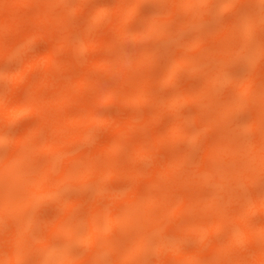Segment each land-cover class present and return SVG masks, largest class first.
<instances>
[{
	"label": "bare ground",
	"instance_id": "6f19581e",
	"mask_svg": "<svg viewBox=\"0 0 264 264\" xmlns=\"http://www.w3.org/2000/svg\"><path fill=\"white\" fill-rule=\"evenodd\" d=\"M30 1L33 0H0V55L1 56H8L13 53H18L17 46L25 45L27 40H29L30 38L33 39L38 36H43L46 35V33L47 35L44 37H48V35L50 34V29L54 28V26H52L53 25L52 23L55 21L60 23L61 21L64 20V16L63 15L58 16L55 9L51 11H54L56 14L50 11L51 9L50 7H52L56 3V2L53 3L56 0L54 1L52 0L53 2L51 4L50 2H48L45 6L42 7V9H40V11H35L34 12L35 15L31 13V16L29 18V22H30L29 27H26L24 30H20L18 33L14 32L13 29L16 26V24L18 22L20 23L23 22V24H27L28 18L25 19L21 18L16 14V12L11 7L24 3L26 4ZM143 1L144 0H129V1L120 0L119 4H117L118 6L115 4L116 5L115 6L116 8L114 7L115 12L121 14L122 16L123 15L126 16L128 14L130 15L132 12L136 11V8H138V6H140V4L143 3ZM164 1L169 3V5L166 4L167 6H165L167 7L166 9L169 10L167 16L163 15L160 17V13L162 12L159 13V16L157 15L152 16L150 14L149 17L150 19L148 18L149 21L147 20L148 22L146 21L143 22L144 25L147 23L146 26H142L139 28L140 30L143 29L142 31L138 30L139 34H141L139 38H141L143 41L147 40L149 42H155L156 44L158 40L160 41L162 40L161 38H163V40H166L167 37H169L168 35L172 34L171 32H176L177 30H181V29L182 31H184L183 28H186L187 26L189 28V26L191 25L199 27V25L202 23L203 20H205V18H209L208 20L210 21V18L214 16V15L213 16L210 15V9L209 8L207 9V6L213 3L215 0H164ZM217 1L218 0H216L215 1L216 4L213 5H219ZM236 1H240V0H228V1L224 0V2L227 3L221 1L223 2V4H225L222 7V9L231 7V10L229 9V11L234 10L232 11L233 13L234 12L242 13L243 10L245 11L242 13V15H238L239 18H234V19L231 18L232 22L231 23L227 22V24L229 23L228 26L227 24H224L225 26H227V28L225 29L223 28L224 29L223 32L217 30V27H214L216 29L214 28L212 29V30H217L219 34V38L217 39L218 41L214 42V44L217 43L219 44L215 46H211L214 47L215 49L210 48L211 50L207 53L204 51L206 48L205 44L208 47L207 40L208 39L210 40L213 37H215L214 35L208 34L207 35L208 39L204 38L206 40L205 41L203 40L204 42H206L205 44L202 43L201 40H196V41H192L193 43H191L188 49H187L188 46H185L184 50H180L181 52L177 51L179 52V55H176L175 59L171 61L172 63H170L171 65H169V67H165L166 65H164V63L162 64L160 59H158L161 62L160 66H164V68L161 69L163 71L157 74L155 73L154 76H152L151 74H153L154 72L152 73V71L150 70L149 75L151 76H148V74L142 72L143 68L146 64L152 63V65H154V63H156V61H154V58H156L157 55L156 54L157 50L154 52L155 50L154 48H152L153 52L149 51L150 50L149 48L152 47V45H149V48L140 49L141 51L138 50L137 52L133 53L131 55L132 58L124 57L118 62V66L120 68H118V72H115L118 74L119 77L118 82L117 85H114L113 88L109 89V91H107L106 88L104 89L101 88L98 85V80L96 78L95 82H93L94 90L91 94V97L89 98L90 100L89 107L82 112L79 111V113L75 115L67 116L70 122L77 124L76 129L70 133L69 139L74 140L75 142H80L81 145L85 143L87 144L86 145L87 149H89L88 146H91L90 147L91 149L89 150L83 149L78 151L76 150L75 154L72 156V159L69 161L68 164H65L64 162H60L59 165L56 166L53 163V161L51 162L47 161L46 163H42L40 165V168L38 169V166L35 165L32 156L35 152L34 137L36 134V129L33 128L24 131L23 134L20 133V135L13 137L14 139L12 140L17 144L19 150L17 151L14 150L9 156L0 159V187L1 185L3 186V190H1L2 188L0 189L1 190L0 219L1 220L6 219L7 217L10 216L16 218L19 217V222L18 223L14 222L17 225L13 226L10 230H8L9 233L7 231L4 232L7 234L3 235L4 238H6L4 239L5 244L3 243L4 246L2 245L0 247V264H16L19 258L23 256V252L25 251L26 246H28V243L32 238L31 237L32 231L30 226L32 223L30 222L28 224V222H22L21 219L22 217H24V213L27 208L32 209L39 199L48 195V190L50 186L53 188L56 187L58 189H61L67 187L69 183L76 181L81 183V182H85L88 179L89 180L91 179L96 181L97 187L101 188L102 184L105 183V180L110 178H115V180L119 181L118 183L121 184L124 183V181L125 183H127V181L128 183L131 181L133 184L131 189H128L127 187L125 188L127 191L123 190L117 196L109 197L108 195L105 197L102 203L99 202V204L92 205V213L88 217L87 222H83L80 226H76L75 229L73 228V226H70L69 223L66 221V216L68 212L73 208V204L70 201L63 203L62 210L59 213L58 217L54 218L49 223V227L47 230L48 236L46 237L47 239L46 241L41 240L39 243L41 247H46L45 250H47L50 244L49 241L50 237H52L54 234H61L63 239L62 241L65 244L70 243L74 237H77L81 243H85L86 248L89 250V251L87 250L84 254L79 256H73V255L69 256L63 253V255L61 256L63 258L61 259L60 264H150L152 261H149L150 263H148L147 260H150V258L152 257L149 256L150 258H148L147 260L145 258L146 256H148L145 253H149L147 251L149 250L148 249L149 247L150 248L153 247L152 249L154 251V254L158 257V259L155 260L157 261V263L152 262L153 264H200L201 262L200 258H202V260L205 259L203 260L204 262L208 261L207 263L201 262V264H264V223H262L257 227L253 226L252 228H250L249 225H251L250 222L253 220V218L250 217V220L248 218V216H250L252 213L254 215L255 212H264V185H262L263 189L260 188L262 191H258V193H256V191L259 189L257 188L259 187L258 184H260V182L263 181L261 179L264 178V136H263L264 134L262 135L263 137L260 138L259 133H263V131L258 132V130L264 129V83H262L261 81H260L261 83H259V79L264 78V72L262 73V75L260 74L253 75L250 73L251 75L247 77L248 81L247 79L243 78L244 76H242L243 80H245L243 84H239V86L238 85L234 86L235 85L234 84L233 85L234 88H233L230 86L231 83L230 84L225 83L226 87L223 88V89H228L229 87H231L232 89H240V90H234L236 91L234 92V94L236 95L238 94L239 91L242 92L243 89L246 90V88L248 90H256V92H251V93L248 90H246L247 92L246 91L242 92L244 93L243 95L240 92L241 93L240 96L242 97L238 96L239 94L236 96V99H241L246 97L247 101L246 100L243 101V99L241 101H243V103L246 102V104L251 103L248 105L251 106L250 110H254V113H252V111L248 109L249 107L247 105H246L247 108L240 107L241 105H243L241 101L238 102L240 103V106L237 103L232 104V102H234L232 101V99L235 98L234 97L235 95L232 94L231 96L230 93V96L227 97L223 95L224 94L223 92L225 90L221 92L222 97L220 95L215 97L212 96L211 99L210 97L211 95L209 96L210 92L213 93L212 90L214 89V87L217 86L221 80H223V79L220 80V75H222L221 72L223 71V68L220 67V60H221L220 56L222 55L224 57L223 61L221 60L222 62H226V60L228 61L229 59L232 60L234 58L235 60H241V58H244L243 56H245V50H247L248 46L251 45L250 44L251 38H254L253 37L255 35L254 32L257 29H259L258 27L259 25L264 24V16H263L264 14L260 15L262 14V11L259 10L260 11L259 14L258 11L253 12L254 11L253 9H252L253 11L250 10L251 8H253L251 6V2H252L251 0H246V1L244 0L245 2L241 1L244 2V4H241L242 7L245 6L243 7L242 10H240L241 8L233 6V5H237L236 3H241ZM247 1H250L249 4L250 7L249 5H246V3L248 4ZM263 1L264 0H254L256 5L258 4L260 5L261 2L264 3ZM2 2H4V4ZM64 4H65L64 10L68 9L69 11L70 8L67 5V1ZM246 6L249 8L245 9ZM47 7L48 9H46ZM168 7H170V9ZM218 7H220V5ZM237 9L240 11H235ZM68 11H65V22L67 23H68L67 18L69 17ZM101 11L102 10L92 11L88 23V27L90 29H92L94 25H97V23L100 22L105 12L102 11L103 12L102 14ZM152 11H154V9ZM218 11L220 12V10ZM36 12H38V14ZM180 12H187L186 15H188V17L183 20H178L179 17L183 16ZM212 13L218 14L217 12H212ZM178 14H180V16H178ZM168 23L173 25V27L171 28L167 26ZM143 27L145 28V30ZM219 28L220 30H222L221 29L222 27ZM46 29L47 32L45 31ZM260 29L263 28L260 27ZM1 30H12L14 33V42L11 44L4 45ZM185 30H187V28ZM212 30L209 31L210 33L214 34ZM180 33L182 32L180 31L177 34L179 35ZM194 33L197 34L196 32ZM200 35H202V33L199 34L198 37ZM193 36L195 35L192 34V37ZM136 37L138 39V36ZM172 37L174 36L172 35ZM57 38H58L57 41L53 42V46L50 47L48 50H46L43 54H40L38 58L36 57L31 60L25 58L23 59V61L20 60L19 62L20 64L19 63L18 64L21 67L18 66L19 69L16 66L15 67L16 71L14 70L13 73H11L12 70H9L10 72H7L6 74V76L8 77L2 75L5 78H9V80L16 81L12 83V92L15 91L18 84H20V82L22 81H27L29 83L30 92L26 93V95H24L25 97H21V98L19 97V99H15L16 97H12V96L9 99H4V96H0V99H3L0 100V105H1L0 119L2 118L16 119L17 117L19 118L20 115L22 116L23 113H25L24 115H27L28 113L30 115L31 113L32 114L38 113L41 114L43 118L42 123H40L37 129V131H39V134L43 133V131H45V129L47 128L50 131L51 128L57 133L60 132L64 137L65 136V133L63 132L65 127L63 121L64 115L57 113V116H54L53 109L50 110V107H52V105H55L56 103H59V101L63 103L69 101L68 99L70 98L73 99L72 95L70 94L72 89L75 86L76 88L82 87L83 82L85 80L79 78L78 81L76 79V81H71L70 84H68V81L63 80L60 83V87L57 93L50 94L49 92L46 94L45 89L51 83L50 77L42 76L40 78L34 79L30 76V73L32 71L37 70L39 68L51 67L53 65H57V66L61 65V60L59 58H56V47L57 49H62L64 44L65 46H68L69 40L67 41L66 38L65 40L63 37H59V36ZM118 38L121 39V35H118ZM196 38L197 37H195V39ZM220 38L225 39L227 41V45H224L223 42H221L222 45H220V41H221ZM113 39L111 42L108 43L109 45H111ZM170 40H173V38L170 37ZM261 41L262 39L260 40V42ZM93 42L95 47H98L102 44V42H100L98 38L94 39ZM177 43H179V41ZM170 46L173 47L172 45ZM182 46L184 45L182 44ZM224 46L226 48H224ZM262 47H260V49H262ZM175 48L174 50H178ZM167 49L170 50V48ZM249 52H253V51H249ZM203 53H206L205 55L208 56V57L206 56V60L207 58H211L212 54L215 55L214 58L217 57V60L219 59L218 60L219 62H217L216 65L217 67H215L214 64L211 65V63H209V65L211 66L206 65L207 63L205 60V55ZM208 53L211 55H209ZM16 55L18 56L19 53ZM19 57L22 58L21 55ZM254 60H256L255 57ZM244 61H247V59ZM228 63H231V61L229 60ZM232 63L234 64L236 62L232 61ZM107 66L110 67L109 69L110 71L114 69L113 68L114 64L110 63L106 65L104 60H97V61L94 60L93 62V67L95 69H102V67H107ZM202 66L203 69H205L204 67L210 69H208L207 71L205 70L206 76L202 77L204 78L202 82L198 81L196 83H193V84L199 83L200 85L199 84L193 85L192 83L189 84L192 87L191 86L189 87V85H184L181 87L180 91L178 90L176 91V93H171V95L169 96V98L172 99L171 102L174 101V107L172 109L173 111H171V108H169L168 112H171L172 114L173 112L176 111L177 114L175 115L176 113L175 112L173 114L174 117L172 118H170L171 114H169L170 120L166 122V125H164L165 129L163 128L164 130L163 131L161 130L160 133L159 131L158 132H156L155 130L151 131L150 129L154 124L158 123L160 120L162 114L160 110L162 109H157L158 107H154V109H152L153 111L152 114L148 113L142 116V114L139 113H133V114L131 113L128 116L127 120L125 121L122 120V118L120 117L101 118L99 117L98 113L95 110L94 104L102 103L104 100H107L117 95L118 93L119 96H121L122 100L125 103H128L130 106L131 105L139 106L147 102L152 103V101H149V99H153L152 97H155L157 100H162L163 102L165 101L164 100L165 98H168V95H166V93H161L159 91V88H161L163 84L164 85L166 84V86L170 87V85H168L167 83L170 82L174 78V76L178 74V72L180 73L181 70L183 69L192 70L195 68H202ZM146 67L147 69H149L148 66ZM243 68L240 70H243ZM246 69L247 68H245V70ZM251 71L254 72V70H250V72ZM5 73L6 72H4L3 74ZM202 74L205 75L204 73ZM233 74L235 75V73ZM233 74H229V76L230 75L232 76ZM221 78H225V77L221 76ZM198 85L199 87H196ZM253 86L255 89H253ZM165 87L163 86L162 88ZM168 89L169 88H166L163 91H168ZM228 91L232 92L231 89H228ZM228 91L226 90L225 94ZM223 96H225V98H228L227 100H225L224 98V101L230 100L231 104L226 105L223 99H221L222 103H224L225 106V107L222 106L223 108L221 109L220 107L221 105H216L214 103L213 98L214 99L216 97L223 98ZM231 97L233 98L231 99ZM220 98H216L215 101L219 102V100L217 99ZM76 99L80 100L78 96H76ZM192 99L195 102V104L199 100L200 103L199 102L197 103H199V105L200 104L202 105V110L197 109V107L199 108V106L196 107L195 114L194 116H192L194 117L193 120L195 122L191 121L192 125L193 124L194 125L192 126V128H190L189 126L191 125L189 124V120L187 121L186 119L188 118L182 115L181 108L183 107L184 103ZM251 101L252 102L254 101V103H252ZM235 102H237V100H235ZM255 102L257 105L255 104ZM252 105H254L255 109L253 108ZM46 106L47 108H44ZM162 107L163 105H161V107L159 108ZM206 108L208 111L206 110ZM167 109L168 108H166V110ZM236 109L237 110L247 109L250 111L251 115H248L247 119L252 121L251 122L248 121L247 124L249 125L246 126L248 127V130L252 129L251 131H253V134L250 136L255 137L256 136L255 134H257L258 135L257 137H259L258 139L256 138L251 139L250 136H248V139L254 141L253 144L251 143L252 145L245 142H243L245 145H242L243 143H239L238 145V142L240 141H238V138L235 139V137H239L240 140L242 139H244L245 141L247 140V138L241 139V136L245 134H240V133L239 135L236 134V136L233 137V139H235L234 141L236 142L224 143V141L227 142L228 140L230 141L231 140L230 138H232L234 133H236V132H232V130H235L234 129L235 127L232 129V123L234 122L235 124L236 121L235 117L232 118L234 119L232 122L231 119L230 120L225 119V118H229L228 116L232 117L234 114L231 116V114L228 115L229 114L228 112L232 113L233 110ZM196 111L199 113L196 114ZM204 113L210 116L209 120L203 118L205 116ZM196 115L197 118L195 117ZM249 116L251 117V119ZM200 120L202 121L200 122ZM225 120L230 121V123L228 121L225 122ZM103 121H106V123L109 124V127L111 128L110 129L111 132L110 131H109L110 133L108 132L109 137L108 136L107 138L103 137L104 140H101L103 142L101 141L99 142L97 141V139H99V136H97L95 127L100 125V123ZM227 122L231 124V126L224 125L226 126L224 127L222 123H227ZM187 123L189 124V126ZM194 126L198 127L196 128L197 129L196 133L194 132L195 131ZM220 127L224 129L221 130ZM228 129H230L229 130L230 132L226 131ZM200 130L203 131L207 130L205 132L211 131L213 132L214 135H212V138L207 143L205 142L206 144L204 145V147H202L204 148V150H202V148L198 146L200 150L197 149L198 150L197 152L203 151L202 156L200 155L201 153H198L199 154L198 156L201 157V159L197 160V161L200 160L199 164H197V166L195 165L196 163H194V159L196 158L193 157L192 164L186 165L188 164V162H190V160L188 161V158H190L189 157L190 154L192 156L193 154L188 150L189 148H186L187 150L185 151H182V149L176 150L178 146V142L179 141L188 142V140L190 141L192 140L193 142H191V144L189 145L191 147L192 144L194 145L196 141H199L198 140L199 136L203 138H206V136H210L207 133H204V135L206 134L205 136L201 135V133L203 132H201ZM231 132L233 134L232 136L230 134ZM219 134L222 135L221 136L222 139L220 138V136H218ZM215 135L218 136L217 140L215 137H213ZM223 135L225 136L224 138ZM95 136L97 137V139H95ZM6 137L7 136L4 134V132H0V143L4 142L5 141L4 139ZM66 138H63L60 143H53L50 141V139H48V141L45 142L46 144L40 146V150L49 151L51 149H55L59 151L61 150L62 151L61 153H63L64 151L66 152L68 150V142H64V141H68ZM94 139L95 141H93ZM87 142H89L90 144ZM200 142L203 143L202 140ZM188 144L189 143H187V145ZM194 146H196V144ZM244 146L245 149L238 148ZM162 151L165 156L161 155V157H164V159L158 160L160 161L159 164L158 162H156L157 164L156 163L153 164V166L150 167V170L145 171L143 169L139 171V169L137 168V161L142 159L143 160L146 159L148 161L147 157L151 155L153 156L154 154L157 153H158L157 155L160 156ZM118 155H123V159L121 157V160L117 161ZM157 155H155V157ZM231 156L234 161L232 163L231 162L229 163L227 161L229 157L231 158ZM220 159L225 160L228 166H232V164H234V166H232L234 168L228 166H224L225 167L224 168L223 166H221L223 165L222 164L223 162L218 164L219 161H221ZM239 164L243 166L240 167ZM192 165H195L194 166L195 168H193ZM184 166H186L187 171L182 175L185 177H182L179 172L180 170L182 171L183 169L182 167ZM187 166H191L193 170L188 171ZM221 169L222 170L225 169L223 171L226 172H223ZM234 169L237 170L238 172L235 171ZM55 173L56 176L54 177ZM137 179H139L138 185L134 186ZM140 180L142 181L141 184H139ZM240 181L242 182L244 181L243 183H245V181L250 182L249 184L246 183L247 185H252V182L254 183L251 188L254 190L255 193L254 196H249L250 199H247L246 198L247 196L244 198L240 197L241 199L237 198L236 189H238L237 190L238 192H240L241 190L237 188L235 185L240 187L239 185ZM256 181L258 182L255 183ZM211 183L217 187L216 190H212L213 188L215 189L216 187H210L212 188L211 189L213 192L212 194L210 191L205 193L206 191L209 190L207 188L204 189L206 190L205 192H203V190H200L203 186L207 184L208 186H210L209 184ZM192 185L195 187H189ZM225 185H227L229 189ZM223 186L227 188L226 189L227 195H231L230 188H232V191H234L235 193V194L232 193L233 195L231 196L235 198L234 200L237 199V202L236 201L233 202L232 199L233 197L228 196L229 197L228 199L230 198L232 199V201L229 200V202L233 203V208H227L226 206L225 207L221 206V204L222 205L225 204H223L224 201L223 202L221 201L220 196L222 195V198L226 199L225 194H223L225 190L221 189V191H219L220 187L225 188ZM17 188L19 189V193L17 191L18 190ZM193 188H195V190H193L194 193L198 194L199 196L196 195V197H194L193 193L191 192V189ZM251 188L249 189L250 191ZM196 190L197 191L200 190V191H198L197 193ZM214 191H216V193ZM182 192H185L186 196L181 197ZM200 192L203 195H201ZM187 194H192V195H187ZM205 195H207L206 198L204 197ZM251 197L252 198L255 197V199L251 201L252 199ZM242 199L243 200L247 199V200L243 201ZM235 206L237 207L235 208ZM230 210L231 211L236 210V211L235 212L232 211V213H230ZM207 212H211V214L210 213L208 214ZM185 213L186 216L188 215V213L190 214L194 213V214H192L191 216L192 218L186 219V221H181L183 219H181L180 217ZM201 214H206L208 219L201 218ZM209 215L212 216V218L208 217ZM197 218L200 219L198 220ZM247 221L249 222L247 223ZM181 222H185V224ZM225 222H227V225L225 224ZM229 222L231 223V225H229ZM230 226H232V228ZM224 227H226L227 229L231 228L230 233L227 236L226 233L228 230L223 229ZM83 230H84V234H83ZM225 230L226 232L224 233ZM207 232L209 234L208 236H212V238H213V232H216L217 241L221 239L220 237H217L219 236L218 234L219 232H221L222 234H224V236H226V238L222 239V242L219 241V243L216 242L213 245L210 242L211 241L210 239L206 241L208 242V244L212 245L209 248V252L208 251L205 252L204 249L205 246H203V244L206 243L205 241H203L205 240V238H201ZM153 233L154 234L159 233L160 235V237H158L159 239L156 238L155 241L154 240L152 241L150 238L154 237V236L151 237V234L154 235ZM171 234L175 235L176 237L173 236L171 237ZM191 234L193 236H190ZM164 235L166 236V239L168 238L169 239L166 240ZM186 236L189 239L190 244H192V246H193L192 242H194V245H196L194 248L196 249H193L192 247L190 248L188 247L189 245L185 240ZM191 237H193V240H190ZM198 237H200L201 239ZM43 238L45 239V236L41 237L40 239ZM174 238L175 240L173 241ZM246 242H255L254 244L255 247L253 245L248 246V248L251 247V249L252 247H254L250 252L248 251V248H246L248 244ZM242 244H245L243 246L247 251H245ZM241 249L243 250V252H241ZM244 255H248V258H246V256ZM43 263H44V259L42 260V264Z\"/></svg>",
	"mask_w": 264,
	"mask_h": 264
},
{
	"label": "rangeland",
	"instance_id": "374dc122",
	"mask_svg": "<svg viewBox=\"0 0 264 264\" xmlns=\"http://www.w3.org/2000/svg\"><path fill=\"white\" fill-rule=\"evenodd\" d=\"M53 1L52 0H33V1H30V2H28L26 4L24 3V4H19V5L12 6L11 8L16 12V14L18 16H20L21 18H24V19L28 18V23L27 24H23V22L22 23L18 22L16 24V26L14 27L13 31L18 33L20 30H24L26 27H29V23H30L29 22V18L31 16V13L34 14L35 11H40V9H42V7L45 6L48 2H50V4H51ZM66 1H67L68 7L70 8L69 11H68V9L64 10L65 9L64 8V5H65L64 3ZM66 1H63V0L58 1V0H56L53 3L56 2L57 4L55 3V5H53V6L51 5L53 8L49 6L51 8L50 11L55 9L58 16H62V15L64 16V20H63L64 23H63V21H61L60 23H58L57 21L53 22L52 26H54V28L53 29L49 28L50 29V34L48 35V37H44V36L47 35V33H46V35H43V36H38V37H35L33 39L30 38L29 39L30 41L27 40L26 43L24 42L25 45H21L23 48L18 45L17 46L18 53H19L18 56L16 55L18 53H13V54H10L8 56H1L0 55V73H1L0 74V96H4V99H9L11 96L12 97H16L15 99H19V97L20 98L21 97H25L24 95H26V93L30 92L29 91V83L27 81L20 82V84H18L17 88L15 89V91L12 92V83H14L16 81L9 80V78H5L2 75L6 76L7 72H10L9 70H12L11 73H13L14 70L16 69L15 68L16 66L17 67L18 66L21 67L19 65L20 64L19 63L20 60L23 61V59H25V58L29 59V60H31L33 58H36V57L38 58L40 54H43L46 50H48L50 47L53 46V42L57 41V39H58L57 37L58 36L59 37H63L64 39L66 38L67 41L69 40L68 41V46H65V44H64L62 49H57V47H56V58H59L61 60V65L60 66L53 65L51 67L39 68V69L34 70V71H32L30 73V76L32 78H34V79L40 78L42 76L50 77V82L51 83L45 89V93L46 94L49 93V92H50V94L51 93H57V91L59 90V87H60V83L63 80L64 81H68V84H70L71 81H76V79L78 81L79 78H82L83 80H85L83 82V86L82 87H77L76 88V86H75L72 89L70 94L72 95L73 99L70 98V99H68L69 101L63 102V103H61V101H59V103H56L55 105H52V107H50V110L53 109L54 116H57V113H60V114L64 115V120L63 121H64V126L65 127H64V131L63 132L65 133V136L63 137V135L60 132L57 133L56 131H54L51 128H50V131H49L47 127H46L47 129H45V131H43V133L39 134V131H37V129H38L40 123H42L43 118H42V115L38 114V113H36V114H32L31 113V115L29 113L27 115H24L25 113H23L22 116L20 115L21 117L19 116V118L17 117L16 119L15 118L14 119L2 118V119H0V132H4V134L7 137L4 139L5 140L4 142L0 143V159L9 156L14 150H16V151L19 150V147L17 146V144L15 142H13V140H12V139H14L13 138L14 136H18V135H20V133L23 134L24 131H27V130H30V129L34 128V129H36V134H35V137H34L35 152H34V154L32 156H33L35 165L38 166V169L40 168V165L42 163H46L47 161H50V162L53 161V163L56 166L59 165L60 162H64L65 164H68L69 161L72 159V156L75 154L76 150L78 151V150L87 149V147H86L87 144L83 143L81 145L80 142H75L74 140H70L69 139L70 138V136H69L70 133L73 132L76 129L77 124L73 123V122H70V120H69V118H67V116L68 115H75V114L79 113V111L82 112V111H84L85 109H87L89 107V103H90L89 98L91 97V94H92V92L94 90L93 82H95L96 78L98 80V85L101 88H103V89L106 88V90L109 91V89L113 88L114 85H117V82H118V78L119 77H118V74L115 73V72H118V68H120L118 66V62L124 57L125 58L126 57L127 58L128 57L132 58L131 55L133 53L137 52L140 49L149 48V45H152V47L149 48L150 49L149 51L153 52L152 48H154L155 49L154 52L157 50V52H156L157 55H156V58H154V61H156V63H154V65H152V63L146 64L144 66V68H143L142 72H144L145 74H148V76H151V75L154 76L155 73L157 74V73L163 71L161 69H163L164 66H160L161 62H162V64L164 63V65H166L165 67H169V65H171L170 63H172L171 61L175 59L176 55H179V52H181L180 50H184L185 46H188L187 47V49H188L189 46L191 45V43H193L192 41L201 40L202 43L205 44L206 42H204V41L206 39H208L207 35L211 34V35H214L216 38L213 37L212 39H210V40L208 39L207 40L208 47L205 44L206 48L204 50L207 53V52H209L211 50L210 48H214V47H211V46H215V45L219 44V43L214 44V42L218 41L217 39L219 38V34H218L217 30H219L220 32H223V30L225 28H227V26L229 25V23L227 24V22H230V23L232 22L231 18H233V19L234 18H239L238 15H242V13L245 11V10H243L242 13H240V12H234L233 13L232 11H234V10L229 11V9L231 10V7L230 8H226V9H222V7L225 5V4H223L224 0H218L217 1V3L220 5V7H218L219 5H213V4H216V2H215L216 0H215L213 3L210 4L212 6H210V5H208L209 7L207 6V9L208 8L210 9V15H212V16L214 15L213 16L214 18L211 16L212 18H210V21L208 20L209 18H205V20L202 21V23L199 25V27L191 25V26H189V28H188V26L186 27L187 30H185L186 28H183L184 31H182V29H181V30H177L176 32H171L172 33V34H170L171 36L168 35L169 37H167L166 40H163V38H161L162 40L161 41L158 40L156 42V44H155V42H149L147 40L143 41L141 38H139V36L141 34H139L138 30L139 31L143 30V29L140 30L139 28L142 27V26H146L147 23L144 25L143 22L144 21H146V22L149 21L148 18L150 17V14L152 16L153 15L159 16V13L162 12L163 14L160 13V17L163 16V15L167 16V13L169 12V10H167L166 9L167 7H165V6H167L166 4L169 5V3H167L164 0L163 1L162 0H157V1H155V0H150V1L149 0L148 1L144 0L143 3L140 4V6H138V8H136L135 12H132L130 15L128 14L126 16L125 15L122 16L121 14L115 12V8H116L115 6L117 4H119L120 0L119 1H117V0H66ZM221 1H223V2H221ZM226 1H228V0H226ZM241 1H244V0H240V1H236V2H241ZM251 1H252L251 2V6L253 8H251L250 10L251 11L254 10L253 12H257L258 11V13L260 11H262V14H260V13L259 14L263 15L264 14V3L261 2L260 5L259 4L256 5L254 0H251ZM244 2L236 3L237 5H233V6L241 8L240 10H242L243 7H245V6L242 7L241 4H244ZM247 2H248V4L246 3V5H249L250 1H247ZM2 3L4 4V2H2ZM224 3H227V2H224ZM61 5H63V6H61ZM249 7H250V5H249ZM249 7L246 6L245 9H248ZM113 8H114V10H113ZM168 8L170 9V7H168ZM6 9H8V8H6ZM46 9H48V7ZM153 9H154V11H152ZM217 9L220 10V12ZM93 10L94 11L95 10L96 11L102 10V11H105V12L103 14V12L101 11L103 16H102L100 22L97 23V25H94V27H92V29H90L88 27V23H89V20H90V15L92 14ZM164 10H166V11H164ZM240 10L237 9L235 11H240ZM65 11H68V13H69V14L67 13L69 15V17L67 18L68 23L65 22ZM51 12H54V11H51ZM156 12H158V13H156ZM212 12H217L218 14L212 13ZM36 13L38 14V12H36ZM180 13L183 16L179 17L178 20H183V19L188 17V15H186L187 12H180ZM49 15H51V14H49ZM54 15H52V16H54ZM178 16H180V14H178ZM215 16H217L218 19ZM217 22H218V24H217ZM50 24H48V25H50ZM216 24H217V26H216ZM224 24H227V26H225ZM38 26H39V24H38ZM167 26H169L171 28L173 27V25H171L169 23L167 24ZM214 27H217V30H212ZM219 27H222L221 28L222 30H220ZM258 27H259V29H257L254 32V34H255L253 36L254 38H251V40H250V44L251 45L250 44L249 45L251 47L248 46V49L245 50V56H243L244 58H241V60H235V58L232 59V60L229 59L231 61V63H228L229 60L228 61L226 60V62H227L226 63V62H222L224 57L222 55L220 56V58L222 60V61L220 60V67L223 68V71L221 72L222 75H220V80L221 79H223V80H221L220 83L217 86L214 87V89L212 90L213 93L212 92L209 93V96L211 95L210 96L211 99H212V96L215 97V96H219L220 95L222 97V95H221L222 93L221 92H223V90H225V91L227 90L228 91V89H231L233 93L231 91H228L225 94V91H224L223 95H225L227 97L230 96V93H231V96H232V94L235 95L234 99H232L233 97H231L232 101H234V102H232V104L233 103H237L240 106V103H238L239 101H241L242 99H243V101H245V100L247 101V98L245 96H243L245 98L236 99V96L238 94H239L238 96H240L242 92L248 90L247 88H246V90L243 89L242 92L241 91H239V92L237 91L238 94L236 95V94H234V92H236L234 90H240V89H232L231 87H233L234 84H235L234 86H236V85L239 86V84H243V82L245 81V80H243V78L247 79V77L249 75H251V74H253V75H256V74L262 75V73L264 72V68H263L264 67L263 66L264 65V53H263L264 52L263 51V48H264V31H263L264 24L263 25H259ZM260 27L263 28V29H260ZM214 29H216V28H214ZM144 30H145V28H144ZM209 30H212L214 32V34L210 33ZM13 31L12 30H1V34H2L3 41H4V45L5 44H11V43L14 42V33H13ZM45 31L47 32V29ZM180 31L182 33H180L178 35L177 33H179ZM194 32H196L197 34H195ZM136 33H138V34H136ZM201 33H202V35H200L198 37V35L201 34ZM192 34L195 35V36L192 37ZM118 35H121V39L118 38ZM172 35L174 37H172ZM136 36H138V39H137ZM165 36H164V38H165ZM202 36H203V38H202ZM113 37H114V39H113ZM170 37L173 38L174 41L170 40ZM195 37H197V38L195 39ZM96 38H98L99 41L102 42V44L100 46H98V47H95L94 46V42H93L94 39H96ZM182 38H184V39H182ZM204 38H206V39H204ZM112 39H113V42L111 43V45H109L108 43L111 42ZM261 39H262V41L260 42ZM114 40H115V42H114ZM220 40H221L220 41V45H222L221 42H223L224 45H227V41L225 39L220 38ZM178 41H179V43H177ZM182 44L184 46H182ZM170 45H172L173 47H171ZM56 46H57V44H56ZM179 47H181V48H179ZM260 47H262V49H260ZM167 48H170V50L167 49ZM174 48L178 49V50H174ZM224 48H226V47L224 46ZM177 51H179V52H177ZM249 51H253V52H249ZM221 52H224V51H221ZM206 53H203V54L205 55ZM250 54L252 55V57H251ZM20 55L22 56V58L19 57ZM30 55H33V56H30ZM209 55H211V54H209ZM172 56H173V58H172ZM206 56L207 55H205V60H206ZM211 56H212L211 58H207V60H206L207 64L206 65L211 66V65L214 64V66L217 67L216 65H217V62H219L218 61L219 59L217 60V57L214 58L215 55H213V54ZM217 56H219V55H217ZM254 57H255L256 60H254ZM155 59H157V60H155ZM158 59H160L161 62ZM246 59H247V61H244ZM94 60H96V61L97 60H104L106 65L112 63V64H114V66H113L114 69L112 71H110L109 70L110 67H108V66H107L108 69H107V67H102V69H95L93 67ZM25 61H28V60H25ZM209 61H211V62H209ZM232 61H234L236 63L233 64ZM251 61H253V62H251ZM209 63H211V65H209ZM224 63H226V64H224ZM206 65H204V66H206ZM218 65H219V63H218ZM251 65H253V66H251ZM146 66H148L149 69H147ZM208 66H206V67H208ZM230 66H232V67H230ZM19 67H18V69H19ZM206 67H204L205 69H203V66H202V68H195V69H192V70L191 69H186V70L183 69L184 71L181 70L180 73L178 72V74H176V76H174V78L171 80L173 82L170 81V82L167 83L168 85H170V87L166 86V84L165 85L163 84L164 87L166 86L165 88H162L163 87L162 85H161L162 87L159 86V87H161V88L158 87L159 91L161 93H166V95H168V98L164 99L166 102L165 101L162 102V100H157L155 97H152L153 99H149V101H152V103L147 102V103H144L143 105H139V106H135V105H131L130 106L128 103H125L122 100L121 96H119V93H118L117 95H115V96H113V97H111V98H109L107 100H104L102 103L94 104L95 110L98 113L99 117H101V118L120 117V118H122V120L125 121V120H127L128 116L131 113L132 114L133 113H139V114H142V116H143L144 114H148V113L152 114L153 113L152 109H154V107H158L157 109H162V110H160L162 112L160 120H159L158 123L154 124L152 126V128H150V129H151V131L155 130L156 132L159 131V133H160L161 130L163 131L165 129L164 125H166V122H168L170 120L169 119V116H170L169 114H171V112H168L169 108H171V111H173L172 109L174 107V101L171 102L172 99L169 98L171 93H176V91H178V90L180 91L181 87L184 86V85H189L191 83L193 84V83H196L198 81L202 82L203 79H204L202 77L206 76L205 72L208 69H210V68H206ZM252 67H255V68H252ZM214 68H212V69H214ZM242 68H243V70H240ZM245 68H247V69L245 70ZM237 69H239V70H237ZM148 70H149V72H148ZM150 70L152 71V73L154 72L151 75H149ZM224 70H226V71H224ZM250 70H254V72L253 71L250 72ZM4 72H6V73L3 74ZM197 72H198V74H197ZM201 72L204 73L205 75H203ZM233 73H235V75L236 74H238V75L235 76ZM229 74H233V75L229 76ZM221 76L225 77V78H221ZM242 76H244V77L242 78ZM6 77H8V76H6ZM252 78H254V77H252ZM234 79H236V80H234ZM239 79H241V80H239ZM262 79H264V78H262ZM262 79H259V83H261V82L264 83V80H262ZM225 80H227V81H225ZM174 81H176V82H174ZM228 81H230V82H228ZM247 81H248V79H247ZM257 81H258V79H257ZM225 83H228V84L231 83L232 85L230 84L231 87H229L228 89H223L224 87H226ZM197 84H199V83H197ZM197 84H193V85H197ZM199 85L196 86V87H199ZM190 86L191 85H189V87ZM217 87H219V88H217ZM166 88H169V89L171 88V89L170 90L168 89V91H163ZM249 89H250V86H249ZM253 89H255L254 86H253ZM248 91L250 93L251 92H256V90H248ZM167 92H169V93H167ZM243 94L244 93H242V95ZM253 94H250V95H253ZM76 96H78L80 98V100H77ZM225 96H223V98L216 97V98H220V99H217V100H219V102L221 101L220 103L215 101L216 98L215 99L213 98L214 103L216 105H221L220 106L221 109L223 107H225L224 103L226 105L231 104L230 100L229 101H224ZM240 97H242V96H240ZM250 97H252V96H250ZM237 98H239V97H237ZM221 99H223L224 103H222ZM227 99L228 98H225V100H227ZM250 99H248V100H250ZM0 100H3V99H0ZM194 100H197V99H194ZM208 100H209V98H208ZM235 100H237V102H235ZM243 101H241V103L243 105H241L240 107L247 108V106H248L249 107L248 109L250 110L251 106H249L248 104H251V103H247L246 104V102H244L245 103L244 104ZM168 102H170L171 104L168 103ZM197 102H199V100ZM197 102L195 104L193 99L190 100V101L188 100L186 103L183 104V107L181 108L182 112L180 110L182 115H184V117L188 118L186 120L187 121L189 120V124L191 126H189L188 123L187 124H188V126L190 128H192V126L194 125V124L192 125V122H195L193 120L194 117H192V116H194V114H195L196 107L199 106V108L197 107V109L202 110V105L201 104L199 105L200 102L199 103H197ZM252 103H254V101ZM255 104H256V102H255ZM154 105H156V106H154ZM161 105H163V107L159 108V107H161ZM252 106L254 108V105H252ZM44 108H47V106L44 107ZM166 108H168V109L166 110ZM206 110H207V108H206ZM236 110H233V112L235 111V112H238V113H235V112L233 113L232 111H231L232 113L228 112L229 113V114L227 113L228 115H230V114H231V116L233 114L234 115L232 117L228 116L229 118H225V119H229V120L231 119V122H232L234 120L232 118L235 117V119H236L235 124H234V122L232 123V129L235 127L234 128L235 130H232V132H236V133H234V135H233L232 132H231L230 134H231V136L232 135L233 136L230 139L232 141L231 140L229 141L228 139H226V140H228V142L224 141V143L236 142L234 140L238 138V141H240V142H238V145H239V143H243V142L249 143V144H251V143L253 144L254 141L248 139V136L252 135L253 131H251L252 129L248 130V127H247L249 125V124H247V122L248 121L251 122L252 120H248L247 117H248V115H251L250 111H252V113H254V110H250V111L247 110V109H243V110H239L238 109L237 111ZM46 112H47V109H46ZM175 112H173L171 114L170 118L174 117L173 114ZM198 113L199 112L196 111V114H198ZM176 114H177V112L175 113V115ZM204 115L205 116L203 118L204 119L206 118V119L209 120L210 116H208L205 113H204ZM195 117L197 118V115ZM250 119H251V117H250ZM201 121L202 120H200V122ZM226 121H228V120H225V122ZM244 121H246V122H244ZM228 122L230 123V121H228ZM228 122L227 123H222L223 126L224 125L231 126V124H229ZM233 124L236 125V126H234ZM237 125H238V127H237ZM224 127H226V126H224ZM196 128H198V127L194 128L195 131L192 130L195 133H196V130H197ZM110 129L111 128L109 127V124L106 123V121L101 122L100 125L95 127V131L97 133V136H99V139H97L96 136H95V139H97V141H99V142L101 140H104V138H107L108 132L109 131L111 132ZM222 129H224V128H221V130ZM239 129H241V130H239ZM229 130L230 129H228L226 131L230 132ZM200 131L203 132V133L200 132L201 135L205 136L206 134L204 135V133H207L210 136H206V138H203V137L199 136L198 137L199 141H196V142L194 141L197 147L194 146L195 144L194 145L192 144L191 147L189 146L191 144V142H193L192 140L191 141L188 140V142H185V141H179L178 142V146H177L176 150H181L182 149V151H185V150H187L186 148H189L188 150L193 154V156L190 154V156H189L190 158H188V161L190 160V162H188V164H186V165L192 164L193 157L196 158V159H194V163H196L195 165L197 166V164H199L200 160L199 161H197V160L201 159V157L198 156L199 155L198 153H201L200 154L201 156H202V153H203V151L197 152L198 150H200L199 147L200 148L204 147V145L212 138V135H214L213 132H211V131H209V132H205L207 130H204V131L200 130ZM237 131H238V133H237ZM259 131L260 132L263 131V133H259L260 134L259 137L262 138L264 136L263 135L264 134V129L258 130V132ZM220 132H222V131H220ZM250 132H252V133H250ZM209 133H211V134H209ZM239 133L240 134H245V135H242L244 137L241 136V139L242 138H247V140L246 141L244 139L240 140L239 137H235L236 134L239 135ZM248 133H250V134H248ZM221 134H219L218 136H220V138L222 139V137H221L222 135ZM224 135H223V138L226 136V135L225 136ZM255 135H254L255 137L250 136V138L251 139L252 138L258 139L259 138V137H257L258 135L257 134H255ZM218 136L215 135L213 137H215L216 140H217ZM231 136H229V137H231ZM9 137H10V139H9ZM229 137H226V138H229ZM233 137H235V139H233ZM63 138H66L68 140V141H64V142H68V150L66 152L64 151L63 153H61L62 152L61 150L59 151V150H55V149H51L49 151L48 150H40V146H43L44 144H46L45 142H47L48 139H50V141L53 142V143H60ZM95 139L93 141H95ZM133 139H134V137H133ZM201 140L203 141V143L200 142ZM248 140L251 141V142H249ZM101 142H103V141H101ZM87 143H89V142H87ZM132 143H133V141H132ZM187 143H189V144L187 145ZM208 144H210V143H208ZM242 145H245V144L243 143ZM242 145H240V146H242ZM246 146H248V145H246ZM88 147H89V149H91L90 148L91 146H88ZM238 148L245 149V146L244 147H238ZM89 149H87V150H89ZM165 149H167V148H165ZM202 150H204V148H202ZM165 152H166V150H165ZM157 154H154L153 156L151 155V156L147 157L148 161L146 159L145 160L142 159V160L137 161V168L139 169V171L143 170V169L145 171L150 170V167H152L153 164H155L156 162H158V164H159L160 161H158V160H163L164 159V157H161V155H163V156H165V155H164L163 151L161 152L160 156H158ZM155 155H157V156L155 157ZM118 156H117V159H118L117 161H120L121 157L123 159V155H118ZM202 158H204V157H202ZM225 159H227V158H225ZM220 160L221 161H219L218 164L223 162L222 163L223 165H221V166H223V167L224 166H228V164H226L225 160H222V159H220ZM195 161H197V162H195ZM233 161L234 160H233V158L231 156V158L229 157L227 162H229V163L231 162L232 163ZM71 163H73V162H71ZM195 165H192L193 168H195L194 167ZM232 166H234V164H232ZM232 166H228V167L234 168ZM239 166L242 167L243 165L239 164ZM239 166H237V167H239ZM182 168H183L182 171L180 170V172H179L181 176L183 175V173H185L187 171L186 170V166H184ZM193 168L191 166H187L188 171L193 170ZM235 169H236V167H235ZM218 170H220V169H218ZM223 170H225V169H223ZM222 171H220V172H222ZM235 171H237V170H235ZM223 172H226V171H223ZM55 176H56V173H55L54 177ZM182 177H185V176H182ZM138 180L139 179L136 180L134 186L138 185ZM261 180H263L262 181L263 183L260 182L261 187H260V184H258L259 187H257V188H259V189L256 191V193H258V191H262L261 189H263L262 185H264V178L261 179ZM258 181H260V180H258ZM258 181H256L255 183H257ZM118 182L119 181L115 180V178L106 179L105 183L102 184L101 188L97 187L96 181L91 180V179L90 180L88 179L85 182H81V183L77 182V181L76 182H72V183H69L67 185V187L61 188V189H58L56 187L53 188V187L50 186V188L48 190V195H46L43 198L39 199L32 209L27 208L25 213H24V217H22V219H21L22 222H28V224L30 222L32 223L30 225L31 226V231H32V233H31V237L32 238L29 241L28 246H26V249L23 252V256L21 258H19V260H18V262L16 264H42V260L43 259H44V263L43 264H45V263L46 264H60L61 263V259L63 258V257H61L63 255V253H65L66 255H69V256H72V255L73 256H79V255L84 254L88 249L86 248L85 243H81L77 237H74L71 240L70 243H66L65 244L62 241L63 239H62V235L61 234H54L49 239L50 244H49L47 250H45L46 247H41L39 243H40L41 240H45L46 241V239H47L46 237L48 236L47 230H48V227H49V223L54 218L58 217L59 213L62 210V205H63L64 202H67V201L69 202L70 201L73 204V208L68 212V214L66 216V221L69 223L70 226H73V228L75 229L76 226H80L83 222H87L88 217L92 213V205L99 204V202L102 203V201H104L105 197L108 196V195H109V197L110 196H117L123 190H126L125 188H127V187H128V189H131L132 184H133L131 181L129 183H128V181H127V183H125V181H124V183H122V184L118 183ZM243 182L240 181V184H239L240 187L235 185L237 188H239L241 190L240 192H238L237 191L238 189H236L237 198L241 199L242 197L244 198V197L247 196L246 198L250 199L249 196H254V193H255L254 190L251 188L254 183L252 182V185H247L250 182H248V181L247 182L245 181V183H243ZM141 183H142V181L140 180L139 184H141ZM211 184H209L210 186H208V184L203 186V187L201 186L202 188L200 187L201 188L200 190H203V192H205L206 190H204V189L207 188L209 190L206 191L205 193L210 191L211 194H212L213 193L212 190H216L217 187L214 186L213 184H212L213 185L212 186ZM225 186H227V185H225ZM225 186H223V187H225ZM189 187H195V186L192 185V186H189ZM210 187H216V188L212 189ZM250 188H251V191L249 190ZM253 188H255V187H253ZM0 189L3 190V186L2 185H1ZM221 189L225 190V192L223 194H225V198H226V199L222 198V195L220 194L221 195L220 199H221L222 202L224 201L223 204H225V205L221 204V206H223V207L226 206L227 208H233V203L229 202V200L232 201V199H233V202H235V201L237 202V199L234 200L235 198L233 196H231V195L235 194L234 191H232V188H230L231 195H227L226 194L227 193V190H226L227 188L226 187L225 188H221L220 187L219 191H221ZM228 189H229V187H228ZM193 190H195V188L191 189V192L193 193L194 197H196V195L199 196L198 194H195ZM200 190H198V191H200ZM234 190H235V188H234ZM252 190H253V192H252ZM17 191L19 193V189ZM198 191L196 190L197 193H198ZM247 191H249V192H247ZM188 192H189V190H188ZM214 192L216 193V191H214ZM228 192H230V191H228ZM250 193H252V194H250ZM16 194H17V192H16ZM244 194H247V195H244ZM187 195H192V194H187ZM201 195H203V194L201 193ZM255 195H257V194H255ZM16 196H18V195H16ZM183 196H186L185 192L181 193V197H183ZM206 196L207 195H205L204 197L206 198ZM228 196L229 197L231 196L233 198L232 199L231 198L228 199L229 198ZM190 197H192V196H190ZM223 197H224V195H223ZM256 197H258V196H256ZM207 199H208V197H207ZM247 199H245V200H247ZM253 199H255V197L252 198L251 201ZM245 200H243V201H245ZM238 203H235V204H238ZM236 207L237 206H235V208ZM206 211H209V210H206ZM232 211L235 212L236 210H232ZM232 211L230 210V213H232ZM190 213H188L187 216H186V213L183 214L180 217L181 219H183L181 221H186V219L192 218L191 216L194 213H192V214H190ZM207 213L211 214V212H207ZM205 216H206V214H201V218H207V216L206 217ZM208 217L212 218V216H210V215ZM250 217L253 218V220L250 222L251 225H249L250 228H252L253 226L257 227V226L261 225L262 223H264V212H255L254 215L252 213L250 216H248L249 220H250ZM197 219L199 220L200 218H197ZM178 220H180V219H178ZM227 220H229V219H227ZM14 222L18 223L19 222V217L16 218V217H11L10 216V217H7L6 219H2V220L0 219V247L2 245L4 246V244H5V240L4 239H6V238H4L3 235L4 234L6 235L7 233H4V232H6V231L8 232V230H10L13 226L17 225ZM248 222L249 221H247V223ZM181 223L185 224V222H181ZM225 224L227 225V222H225ZM229 225H231L230 222H229ZM227 227H229V226H227ZM230 227L232 228V226H230ZM231 228H228V229L226 227L223 228V229H227L228 230L227 233H226V236L230 233ZM221 231H223V230H221ZM225 232H226V230L224 231V233ZM83 234H84V230H83ZM210 234H211V232H210ZM218 234H219V236H217V237H220L221 239L219 238L220 239L219 241L222 242V239L226 238V236H224V234H222L221 232H219ZM208 235H209L208 232L205 235H203V237H201V238H205V240H203V239L202 240L206 242V241H208L210 239L211 240L210 242L212 243V245L214 243H216V242L219 243V241H217V239H216V232H213V238H212V236H208ZM43 236H45V239L44 238L40 239ZM152 236H154V237H152ZM172 236L176 237L175 235L171 234V237ZM187 236H189V235H187ZM187 236H186L185 240H186L187 244L189 245L188 247L189 248L192 247L193 249H196V248H194L196 246V245H194V242H192L193 243V246H192V244H190V241L187 238ZM190 236H193V235L191 234ZM151 237L152 238H150V239L152 241L153 240L155 241L156 238L159 239L158 237H160V235H159V233H157V234L155 233L154 235L151 234ZM198 238H200V237H198ZM165 239H166V236H165ZM168 239H166V240H168ZM174 240H175V238L173 239V241ZM190 240H193V237H191ZM2 241H4V242H2ZM258 242H260V241H258ZM246 243H248L246 248H248V246H250V245L251 246L253 245L255 247V245H254L255 242H246ZM212 245L208 244V242L204 243L203 246H205L204 247L205 252L206 251L209 252V248ZM243 245H245V244H242V246ZM254 247H252V249ZM152 248H150V247L148 248L149 250H147V251L149 253H145L146 255H148L145 258L147 260L148 258L152 257V258H150V260H147V262L150 263L149 261H152L154 263H157V261H155V260H157L158 257L154 254V251H153ZM244 249H245V247H244ZM252 249H251V247H249L248 251L250 252ZM238 250H240V249H238ZM245 251H247V250L245 249ZM241 252H243L242 249H241ZM239 254H241V253H239ZM244 256H246V258H248V255H244ZM203 257H205V256H203ZM203 260H205V259H203ZM203 260H202V258H200V261L202 263L204 262ZM152 262L150 264H153ZM201 262H200V264H201ZM207 262H204V263H207Z\"/></svg>",
	"mask_w": 264,
	"mask_h": 264
}]
</instances>
